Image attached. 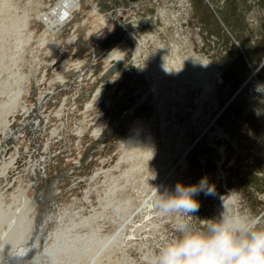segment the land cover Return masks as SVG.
Returning a JSON list of instances; mask_svg holds the SVG:
<instances>
[{
	"label": "rangeland",
	"instance_id": "obj_1",
	"mask_svg": "<svg viewBox=\"0 0 264 264\" xmlns=\"http://www.w3.org/2000/svg\"><path fill=\"white\" fill-rule=\"evenodd\" d=\"M9 2L27 19L30 41L20 59L0 64V108L25 74L0 131V165L13 159L0 201L15 214L29 206L30 216L51 215L23 264H150L176 235L174 218L154 209L152 187L204 176L216 195L196 196L195 216H217L223 198L234 215L264 227V89L253 83L264 85V0H82L80 9L65 0H40L39 9ZM90 9L103 25L92 27ZM122 44L119 62H104ZM174 53L190 69L173 85L156 61ZM61 230L88 252L68 263L62 249L45 261Z\"/></svg>",
	"mask_w": 264,
	"mask_h": 264
},
{
	"label": "clouds",
	"instance_id": "obj_2",
	"mask_svg": "<svg viewBox=\"0 0 264 264\" xmlns=\"http://www.w3.org/2000/svg\"><path fill=\"white\" fill-rule=\"evenodd\" d=\"M261 89L264 85L257 87ZM201 193L216 195L207 176L196 184L178 181L174 189L152 187L153 207L161 217L174 218L176 235L157 250L150 264H264V227L234 215L223 198L219 214L201 220L195 216L200 208L195 197Z\"/></svg>",
	"mask_w": 264,
	"mask_h": 264
},
{
	"label": "bare ground",
	"instance_id": "obj_3",
	"mask_svg": "<svg viewBox=\"0 0 264 264\" xmlns=\"http://www.w3.org/2000/svg\"><path fill=\"white\" fill-rule=\"evenodd\" d=\"M69 4H75L74 9H80L82 0H65ZM85 1V0H84ZM92 1V0H91ZM96 2L92 4V6L96 5L98 0H95ZM31 5L34 3H37L36 9H39L40 7V0H30ZM87 2V1H86ZM84 3V2H83ZM93 3V2H92ZM100 6H102L100 4ZM33 6H31L32 8ZM91 11H87L88 16H92L93 20L91 22L92 27L98 28L99 26L103 25L105 23V20L99 13H96L93 9H90ZM0 11H3V16L0 18V64L4 61V59H9L11 62H13L15 59L18 60L21 58L22 53L24 52V49L26 48V45L29 43L30 38L29 34H26V30L28 27V21L22 15L14 14L15 8L12 6V4L9 2V0H0ZM32 11V10H31ZM79 11V10H78ZM30 9H26L24 15H26L28 18L30 16ZM80 12V11H79ZM85 13V12H83ZM162 13V12H161ZM81 14V13H80ZM87 18V17H86ZM106 19V18H105ZM42 42H46L45 35L42 34ZM51 39V37H50ZM38 45H43L38 42ZM126 48L125 44H122V48H117L113 50L112 52L108 53L106 57L104 58V62H108L110 60H117L123 50ZM133 55L135 56L137 54V48L133 50ZM17 53L19 55H17ZM78 61L69 62V65H63L62 66V72L68 68V66L76 65ZM119 62V61H116ZM114 62V63H116ZM113 63V64H114ZM78 65V64H77ZM3 66L7 67L9 66V62L4 63ZM156 67L159 69L158 73L160 75V78H165L167 76L172 74L174 75V83L177 81H186L188 78L183 77L181 71H186L187 69H190V66H187L184 62V59H182L181 55L179 54H171L167 58H163L162 56L160 58H157L156 61ZM68 70V69H67ZM205 76H209L210 72L206 71L204 72ZM61 74L58 73L56 77H59ZM15 76V74H11L10 77ZM25 77V74L22 72L18 73L14 79L13 82L16 83L17 89L13 92L12 97L6 101L4 104L1 105L0 108V131H5L7 129V121L6 116L14 108L19 104V97L22 93V88L19 85L22 78ZM159 78L154 77V82H156ZM250 81L248 82V84ZM252 83V81H251ZM256 87H258V84H255ZM246 84V83H245ZM244 85L238 88L236 91V96H241V92L243 91ZM241 88V89H240ZM248 95H258V92L252 89ZM243 96V95H242ZM226 106V105H225ZM12 158L8 162H3L0 165V176H4V174L7 171L8 166L10 163H12ZM1 176V177H2ZM38 201H41L38 200ZM228 204V202H226ZM219 212L222 210V205L218 206ZM31 207L26 206L25 209L17 214H15L14 208L12 204H9L4 207V204L0 201V227L4 225V227L7 225V230H4L3 234H0V264H23L24 263V257L28 258L30 255H34L37 250L38 243H40V233L43 231V229H40V226L42 227V223H45L48 217H51L49 214H33L29 215ZM218 212V214H219ZM40 225V226H39ZM43 233V232H42ZM36 238V240L33 242V238ZM106 243V242H105ZM94 246H101L103 247L105 244L102 242L95 241L93 243ZM89 244H86L82 246L79 249H76L72 243H69V240L65 238L63 230L56 231L52 234V245L49 247V249L41 255L42 258H44L45 261H50L53 256H55L60 250L64 249V253L66 255V259L69 263V260L74 259L71 257V255H75L76 257H79L85 253L88 252ZM95 248V247H94ZM38 251V250H37ZM31 257V256H30ZM33 257V256H32ZM57 258V257H55ZM54 258V259H55ZM32 260V259H31ZM31 264V263H30ZM34 264V263H33Z\"/></svg>",
	"mask_w": 264,
	"mask_h": 264
},
{
	"label": "water",
	"instance_id": "obj_4",
	"mask_svg": "<svg viewBox=\"0 0 264 264\" xmlns=\"http://www.w3.org/2000/svg\"><path fill=\"white\" fill-rule=\"evenodd\" d=\"M241 89V88H240Z\"/></svg>",
	"mask_w": 264,
	"mask_h": 264
}]
</instances>
